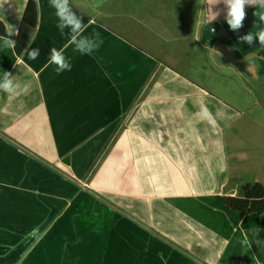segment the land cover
Returning <instances> with one entry per match:
<instances>
[{"label": "crops", "instance_id": "1", "mask_svg": "<svg viewBox=\"0 0 264 264\" xmlns=\"http://www.w3.org/2000/svg\"><path fill=\"white\" fill-rule=\"evenodd\" d=\"M27 1L0 0L1 26L40 50L0 51L19 85L0 89V264H264V242H244L264 241V212L222 202L264 187V119L182 74L210 55L261 82L264 46L238 40L264 28L259 3L233 32L222 0H70L103 41L81 55L49 0L24 23Z\"/></svg>", "mask_w": 264, "mask_h": 264}, {"label": "clouds", "instance_id": "2", "mask_svg": "<svg viewBox=\"0 0 264 264\" xmlns=\"http://www.w3.org/2000/svg\"><path fill=\"white\" fill-rule=\"evenodd\" d=\"M259 3L261 9H264V0H222L224 5V19L229 29L233 32L238 31L243 27V21L246 19V6H251L253 3ZM50 6L55 9V14L58 18L57 28L63 33L67 30L69 35V43L74 46V51L80 53L81 55H92L100 45L102 44V39L99 33H93L90 36H83L82 33L85 31V24L80 16H78L72 9L70 0H49ZM212 19L208 21L211 23L219 15V11L211 10ZM254 16L258 17L261 22H264V12H254ZM207 23V24H208ZM214 32L215 29H210ZM13 34L18 35V31L12 25H9L8 32L5 36H0V51L5 49L15 50L16 41L11 37ZM238 40L251 45L254 40H258L261 46H264V28L260 29L256 34L249 32L246 35L238 37ZM22 52L27 55L30 60H36L40 55V50L38 48L25 47ZM49 63L56 66L57 74L65 71H71V62L68 57L64 55L63 50L57 49L55 47L49 49L48 56ZM3 78L0 79V89L4 91H14L19 85H14L12 81V75L8 72H3ZM262 230L255 228L252 233V239H245V244L251 247L253 241L257 244L264 241L256 239L258 234Z\"/></svg>", "mask_w": 264, "mask_h": 264}, {"label": "rangeland", "instance_id": "3", "mask_svg": "<svg viewBox=\"0 0 264 264\" xmlns=\"http://www.w3.org/2000/svg\"><path fill=\"white\" fill-rule=\"evenodd\" d=\"M193 58L201 60L202 56ZM199 61L192 63L189 67L191 70L182 74H187L191 79L204 85L209 92L222 96L224 100L227 99L231 105L238 106L248 115L264 119V86L260 88L264 85L263 77H260L261 82L249 83L251 80L243 78L245 74L241 75L233 63L216 65L210 55Z\"/></svg>", "mask_w": 264, "mask_h": 264}, {"label": "trees", "instance_id": "4", "mask_svg": "<svg viewBox=\"0 0 264 264\" xmlns=\"http://www.w3.org/2000/svg\"><path fill=\"white\" fill-rule=\"evenodd\" d=\"M80 16L79 14H77ZM81 17V16H80ZM82 18V17H81ZM24 23L34 28L37 23V6L35 0H28L22 17ZM83 22L86 21L82 18ZM8 31L0 24V36H5ZM16 41L15 53L22 54V50L29 42V37L18 33L11 37ZM259 75L264 78V49L258 53ZM224 206L241 215H260L264 212V187L260 183L245 182L238 188L236 196L222 198Z\"/></svg>", "mask_w": 264, "mask_h": 264}]
</instances>
